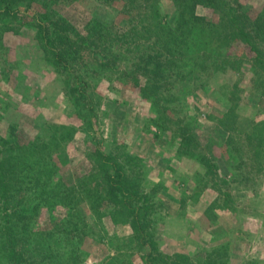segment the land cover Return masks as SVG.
<instances>
[{
	"label": "rangeland",
	"instance_id": "rangeland-1",
	"mask_svg": "<svg viewBox=\"0 0 264 264\" xmlns=\"http://www.w3.org/2000/svg\"><path fill=\"white\" fill-rule=\"evenodd\" d=\"M144 1H59L57 9L80 32L96 18L122 35L112 53L107 42L89 46L90 51L73 49L78 67L71 70L72 76L44 60L31 28L5 35V47L0 48L1 149L13 155L15 141L28 145L42 138L47 147H26L28 156L52 164L65 183L76 188L80 215L75 220L79 234L88 238L76 262L69 264H101L118 255H126L131 264H149L143 257L147 248L130 250V226L109 215L94 220L84 201L93 188L101 153L120 157L131 174L139 172L147 191L157 189L164 220L153 233L165 256L180 253L189 264H264V148H257L252 136L264 126V67L256 63L249 46L238 43L226 54L231 62L242 63L240 71H217L216 62L209 59L188 87L186 71L177 74L173 90L187 95L179 104L165 102L168 116H162L171 121H160L162 116L142 95L151 72L136 67V49L126 44L132 42V34L127 35L130 24L141 21ZM241 4L253 20L264 14V0ZM33 6L30 16L40 10ZM162 10L171 14L172 1L163 0ZM197 11L210 17L203 7ZM261 51L264 61V43ZM78 84L86 87V99L74 92ZM232 106L233 121L225 118ZM188 123L195 147L181 155ZM162 126L163 131L158 129ZM66 131L72 136L63 134ZM109 205L103 206L106 213ZM62 213L65 210L59 209ZM49 217L44 209L41 227H50Z\"/></svg>",
	"mask_w": 264,
	"mask_h": 264
},
{
	"label": "trees",
	"instance_id": "trees-1",
	"mask_svg": "<svg viewBox=\"0 0 264 264\" xmlns=\"http://www.w3.org/2000/svg\"><path fill=\"white\" fill-rule=\"evenodd\" d=\"M59 1L0 0V48L5 47L4 37L7 33L18 35L20 29L29 27L34 33V45L44 60L58 72L72 76L71 70L78 67L73 49L90 51L89 46L98 47L107 42L112 53L114 45L122 43V35L109 31L96 18L90 20L85 33L80 32L57 9ZM170 1L174 5L171 14L162 10L163 0H145L139 8L140 11L144 10L140 12L141 21L130 24V33L127 35L130 37L132 34V42L126 43L134 45L136 49V67H146L151 72V79L142 95L161 116L168 114L164 111L165 102L179 104L187 95V92L181 95L173 90L172 80L177 74L186 71L188 80L185 86L188 87L195 74L200 73L197 72L199 67L209 59H214L217 71H240L242 63L239 60L231 62L226 54L238 43L249 46L256 54V63L264 67L261 51L264 43V14L253 20L243 11L241 0ZM33 4L38 5L40 10L30 16ZM199 7L205 8L210 17L199 14ZM126 15L129 14L126 12ZM67 84L70 85L68 80ZM84 89L86 87L78 84L74 92L86 99ZM234 97L232 94V103ZM233 112L234 106L225 118L233 121L230 119ZM167 116L159 118L160 121H171ZM194 122L197 127L198 124ZM190 123L184 127L187 136L180 144L181 155L195 147L191 146ZM158 129L165 130L163 126ZM66 135L71 137L72 132ZM252 136L257 141V148L259 145L264 148V126ZM15 143L17 146L11 149L16 153L13 155L5 154L0 145V264L76 262V255L88 238L87 234H79L75 220L80 215L76 209V188L65 183L52 164H42L41 158L36 155L33 158L28 156L31 151H25L26 147H34L36 143L47 147L42 138L30 141L28 145ZM52 143L55 146V142ZM99 157L93 188L84 200L94 220H104L109 215L111 220L130 226V250L135 247H138V251L147 248L148 252L143 257L149 264H189L187 257L180 253L165 256L155 240L153 229L162 218L164 220L160 212L164 204L158 197L157 189H144L140 173L135 171L131 174L120 157L112 154L104 156L102 153ZM193 157L199 156L193 154ZM107 203L110 204L109 214L103 210ZM44 209H48L50 214V227L45 228L40 223ZM59 209L65 210V214H58ZM122 258L120 255L112 256L101 264H131L125 261L126 255Z\"/></svg>",
	"mask_w": 264,
	"mask_h": 264
}]
</instances>
